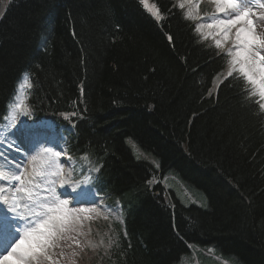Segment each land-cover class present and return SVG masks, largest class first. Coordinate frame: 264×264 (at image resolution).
Segmentation results:
<instances>
[{"label": "trees", "instance_id": "obj_1", "mask_svg": "<svg viewBox=\"0 0 264 264\" xmlns=\"http://www.w3.org/2000/svg\"><path fill=\"white\" fill-rule=\"evenodd\" d=\"M150 1L160 18L140 0L9 1L0 122L29 73L34 115L65 127L77 175L90 168L107 204L121 203L124 227L92 223L84 264H175L190 245L264 264V110L242 78L215 83L228 56L176 0ZM127 139L159 168L136 158ZM170 171L202 205L164 186Z\"/></svg>", "mask_w": 264, "mask_h": 264}, {"label": "snow or ice", "instance_id": "obj_2", "mask_svg": "<svg viewBox=\"0 0 264 264\" xmlns=\"http://www.w3.org/2000/svg\"><path fill=\"white\" fill-rule=\"evenodd\" d=\"M141 2L146 4L147 0H141ZM213 2L217 13H224L226 18L215 20L207 27L218 28V35H223L225 41L229 39L232 29H235L233 49H229L226 53L231 57V67L227 76L235 79L242 78L247 86L243 90L244 95L249 98L255 96L258 109L264 110V34L258 32V27H260L258 22L261 16L255 12L257 7L255 0H213ZM259 7L264 8V2L260 3ZM154 14L159 18L158 9ZM186 18H190V14ZM201 27L198 25L196 31L201 32ZM209 35L211 34H202V39H208ZM168 39L171 40L172 37L169 36ZM214 44L217 49L222 48L221 39H214ZM14 108L19 110L22 104L14 101ZM20 114L29 115L26 110ZM72 115L75 116V113ZM15 119L14 111L10 120L14 122ZM5 140H7L6 137ZM2 146L3 142H0V147ZM16 148L19 151V145H16ZM44 151L50 150L45 149ZM55 155L59 156L60 153L57 152ZM0 159L4 160L5 171L12 173L11 177L0 175V184L5 185L0 187V194H5L0 195V203L8 202L6 193L9 187L13 188L10 207L16 217L24 221L22 228H14L13 232L0 241V248L3 249V253L0 254V264H33L50 246L52 238L56 235L57 227L63 230V225L67 223V213L62 212V209H66L67 202L61 200L55 203L56 197H52V202H49L47 194L51 189L45 186L41 189L42 199L39 202L31 201L34 193H28L30 203L23 205L28 209L26 216L20 210L22 205L18 202L15 193L27 190L14 184V182H19L20 185L24 183L22 163L21 161L9 163L7 154L0 156ZM36 175L44 177L46 174L41 171ZM51 175H56V173H51Z\"/></svg>", "mask_w": 264, "mask_h": 264}, {"label": "rangeland", "instance_id": "obj_3", "mask_svg": "<svg viewBox=\"0 0 264 264\" xmlns=\"http://www.w3.org/2000/svg\"><path fill=\"white\" fill-rule=\"evenodd\" d=\"M196 1H198L199 4H201L202 2L211 5L212 8L214 9V12L211 15L217 13L216 5L213 2V0H196ZM7 2L8 0H0V16L5 10ZM255 3L257 5V7L255 8V12L261 16V20L258 22L260 24V27H258V32L264 34V8L258 7L259 5L257 3V0H255ZM142 4L155 18H157V15L154 14L157 9L153 6L150 0H147L146 4L145 3ZM159 18H160V13H159ZM232 31L235 35V29H232ZM233 40H235V36L233 37L232 41ZM220 50L222 52H226L223 49ZM228 70L229 68L224 72V75L228 73ZM222 76L223 74H221L219 78L216 79V82L222 79L221 78ZM16 99L17 101H15ZM15 100H14L15 102L22 103V108L20 110L22 112L25 110L28 111L29 116H31V111L27 107H25V105L23 104V98L20 99L19 94H17ZM14 101L10 105L9 117H11L14 111L16 116V114L19 111V110H15ZM126 142L127 145L131 148L136 158L147 160L150 163H152L156 168H159V161L154 155L142 149L133 139H127ZM63 153H65V151ZM60 161L64 162V167L67 169V172L71 174L72 172L70 170L71 161L70 160L67 161L64 159H60ZM57 162L59 163L58 158L56 156L54 157L52 156V159L50 160V162H48V166H46L44 169H41L43 172H45L46 174L45 178H47L48 181L50 180L55 181L59 179L60 176L59 173L62 172L61 171L62 169L61 167L59 168L55 167ZM52 168H53V173H56V175H51ZM86 182H87V178L76 183L74 187L75 190H77L83 184L84 186H86ZM163 182L165 185H167L169 188L175 191V193L178 195V198L184 204L188 205L194 203L199 206L203 204L202 202L203 199L202 198L200 199L198 197L199 194L193 192L182 180H180V178L174 172L172 171L168 172ZM45 186L47 185H43L40 189L34 191V195L32 196V198L35 199V201H41L42 199L41 189H43ZM47 187L49 189H51L52 187L51 191L47 194L48 197L52 198L56 196L53 193L54 190L53 185ZM188 188L194 194H192ZM91 198L96 199V196L92 195ZM107 209L108 207H105L104 203L102 202V198H98L97 203L95 204L88 205L87 203H83L76 210L70 209L69 205L66 207V209H62V212L66 211L67 213V222L68 220L70 221V219H72V222H70V225L66 228V232L64 233L62 232V239L60 243V253H59L60 255L57 258V262L54 261L53 258L51 261H47L46 263L42 258H39V262H41V264H83V262L79 261V259H82L84 257L86 246L89 243L87 230H86V222L84 220L88 216L96 218V217H106L109 215L111 216L114 215L116 216L115 217L116 219L120 218V211L118 210L112 211L110 208L108 210ZM57 239H59V237H57ZM190 249H191L190 254L184 255L183 258L178 263L175 264H237L235 262V259L224 256L214 246L190 245Z\"/></svg>", "mask_w": 264, "mask_h": 264}, {"label": "bare ground", "instance_id": "obj_4", "mask_svg": "<svg viewBox=\"0 0 264 264\" xmlns=\"http://www.w3.org/2000/svg\"><path fill=\"white\" fill-rule=\"evenodd\" d=\"M180 6L183 5V7L186 9V13L187 16H189L190 14V18L195 20L197 23V26L200 25L201 27V32L202 34H211L209 35V38L214 39H221L222 41V48L223 50H225L226 52L229 49H233V45L235 40L232 41L233 37L235 36L233 31L230 33L229 39L227 41L224 40L223 35H218L219 29L216 27H212L209 28L207 27L208 24L210 23H214L215 20L221 19V18H226L224 13H216L212 16H203L200 10V5L199 2L196 0H178ZM231 57L229 60V68L231 67ZM6 149H8V147H6ZM8 154L9 151L7 152ZM11 156L8 155L7 159L9 160ZM6 165L4 163L3 159H0V175H4V176H9L10 172L5 171ZM28 177H29V189L35 188L37 189L38 186V182H37V178L38 176L36 175V173H34L32 171V169H30L29 173H28ZM165 177L163 178L162 182L164 181ZM164 184V182H163ZM4 184H0V187H4ZM17 187H26L25 186V182L20 185L19 183L16 184ZM38 186V187H37ZM165 187L169 188L167 185L164 184ZM9 189V188H8ZM8 194V191L6 193V195ZM0 195H5V194H0ZM18 202L21 203L22 207H21V211L25 212L27 209L23 207V205H25L26 203H28V201L26 200V193L24 192H19V195L17 196ZM4 210H6V206L5 203L0 204V212H5ZM42 256V255H41Z\"/></svg>", "mask_w": 264, "mask_h": 264}]
</instances>
